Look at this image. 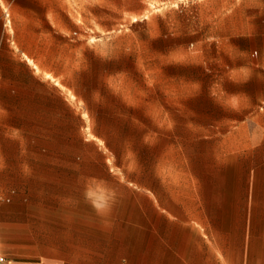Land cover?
<instances>
[{
    "label": "rangeland",
    "instance_id": "374dc122",
    "mask_svg": "<svg viewBox=\"0 0 264 264\" xmlns=\"http://www.w3.org/2000/svg\"><path fill=\"white\" fill-rule=\"evenodd\" d=\"M0 4L12 30L41 38L68 100L36 131L0 133L9 264L146 253L153 204L210 213L231 264L243 248L264 264V15L243 0Z\"/></svg>",
    "mask_w": 264,
    "mask_h": 264
},
{
    "label": "crops",
    "instance_id": "0c3cea01",
    "mask_svg": "<svg viewBox=\"0 0 264 264\" xmlns=\"http://www.w3.org/2000/svg\"><path fill=\"white\" fill-rule=\"evenodd\" d=\"M243 14L264 15V0H243ZM40 39L34 30H12L0 12V133H25L27 126L36 131L43 114H51L60 98L68 103L52 89L56 83L49 77L55 73L37 50ZM183 209L151 205L145 216L146 253L105 255L103 264H231L235 251L231 239L219 235L216 218L196 206ZM242 251L240 264H251L250 252Z\"/></svg>",
    "mask_w": 264,
    "mask_h": 264
},
{
    "label": "built area",
    "instance_id": "2783aa9c",
    "mask_svg": "<svg viewBox=\"0 0 264 264\" xmlns=\"http://www.w3.org/2000/svg\"><path fill=\"white\" fill-rule=\"evenodd\" d=\"M0 264H7V260L5 256H3L1 253H0Z\"/></svg>",
    "mask_w": 264,
    "mask_h": 264
}]
</instances>
